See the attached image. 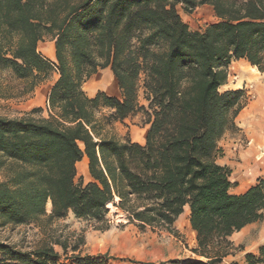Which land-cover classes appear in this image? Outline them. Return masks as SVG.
Listing matches in <instances>:
<instances>
[{"label": "trees", "instance_id": "1", "mask_svg": "<svg viewBox=\"0 0 264 264\" xmlns=\"http://www.w3.org/2000/svg\"><path fill=\"white\" fill-rule=\"evenodd\" d=\"M203 6L218 21L191 31L179 7L192 15ZM46 41L55 63L39 52ZM240 60L264 73V0H0V100L30 98L58 75L47 118L0 116V230L44 228L73 213L106 231L111 203L128 224L176 236L189 208L191 252L203 260L175 264H222L243 251L231 237L264 223V176L232 194L233 172L219 162L247 100L243 90L221 91ZM105 69L120 97L85 92ZM137 113L148 126L144 144L103 135L107 123ZM84 158L87 184L77 182ZM78 250L60 240L30 251L0 241V264H107ZM245 259L264 264V245Z\"/></svg>", "mask_w": 264, "mask_h": 264}, {"label": "rangeland", "instance_id": "2", "mask_svg": "<svg viewBox=\"0 0 264 264\" xmlns=\"http://www.w3.org/2000/svg\"><path fill=\"white\" fill-rule=\"evenodd\" d=\"M179 12L184 22L191 31H204L207 26L216 23L218 20L211 7H202L192 15L185 14L181 7ZM49 50L52 53L49 55ZM39 52L52 62L54 43L46 41L39 44ZM101 78L104 83L99 85L94 82ZM58 75L53 74L50 81L36 89L35 93L27 99L9 98L0 100V116L9 118H22L31 116L34 119L47 118L46 101L48 94ZM92 84V85H91ZM84 90L89 96H93L99 91L106 92L110 96L120 97V90L117 87L115 78L110 69L100 70L85 85ZM243 90L246 94V104L259 108L263 112L258 120L252 118L250 133H241L240 129L227 133L224 139L226 159L223 163H234V175L232 174L233 187L232 194L239 195L245 192L251 185L264 176V73L260 72L245 60L233 62L229 69V78L226 87L221 91ZM142 105H146L143 95L140 97ZM42 109V110H40ZM105 110L104 114L108 115ZM146 119L142 113L132 115L124 122H110L105 125L103 135L107 138L118 140L131 139L133 142L144 144L148 132ZM243 129V128H242ZM258 170L256 175L247 176L243 164ZM87 161L77 165L78 178H82L87 184L91 179L88 172ZM236 171V172H235ZM236 178L238 179L237 181ZM51 212L50 204L47 206V213ZM110 228L106 231L96 230L93 224L77 219L73 213L61 220L39 227L30 225L16 229L5 228L0 230V241L16 247L23 251H30L41 246L43 243L54 244L56 241H66L69 246L79 245L76 253L82 257H100L107 264H175L177 262L186 263L197 258L192 252L196 246V235L191 227H187L186 215H183L176 223L175 228L178 235H171L164 231L152 230L147 228L140 230L133 224H128L125 216L116 208L111 206L108 215ZM263 223H258L252 229L247 230L245 236L237 240L238 245L243 251L235 255L244 257L255 247L264 245V241L259 240V234ZM242 235V234H240ZM57 253L65 257L62 248L54 246ZM68 257L74 255L72 249H68ZM233 255V256H235Z\"/></svg>", "mask_w": 264, "mask_h": 264}, {"label": "crops", "instance_id": "3", "mask_svg": "<svg viewBox=\"0 0 264 264\" xmlns=\"http://www.w3.org/2000/svg\"><path fill=\"white\" fill-rule=\"evenodd\" d=\"M203 7H208V6H203ZM200 8H202V7H200ZM199 9V8H198ZM181 15V14H180ZM52 43H54V42H52ZM52 53V50H49V52H48V54L50 55ZM235 62H238V61H235ZM257 69V68H256ZM55 83V82H54ZM54 85V84H53ZM224 87H226V86H224ZM223 87V88H224ZM39 88V87H38ZM37 88V89H38ZM51 91V90H50ZM100 92V91H99ZM101 92H103V91H101ZM50 93V92H49ZM98 93V92H97ZM96 93V94H97ZM106 93V92H105ZM96 94H94L93 96H90V97H94ZM49 95V94H48ZM47 99H48V97H47ZM46 106H47V101H46ZM264 110V109H263ZM263 111L261 110V109H259V108H254V106H252V105H248V104H246L245 103V107L243 108V110L240 112V114H239V116L236 118V120H235V124H236V127H237V130H238V128L241 130L240 132L241 133H250L251 134V137L253 136V131H251V120H252V118L253 119H255V120H258L259 119V117L260 116H262V113ZM243 128V129H242ZM248 135V134H247ZM227 136L225 135V137L222 139V141H221V143H220V147H222V149H223V151H224V157L219 161L220 162V164H222L223 166H227V167H229L231 170H233L234 169V166H232V164H234V163H232V164H230V163H223V160L224 159H226V154L228 153L227 151H225V147H224V145H223V143H224V139L226 138ZM85 161H87V163H88V160H87V158H84L83 159V163L85 162ZM243 168L246 170V175L247 176H254V175H256L257 174V172L261 169V168H259L258 170H255V169H253V167H251V166H247V165H245V163L243 164ZM236 172V171H235ZM233 175H234V172H233ZM238 179L236 178V180L235 181H237ZM254 185V184H253ZM253 185H251V186H253ZM250 186V187H251ZM249 187V188H250ZM248 188V189H249ZM247 189V190H248ZM246 190V191H247ZM245 191V192H246ZM244 193V192H243ZM243 193H241V194H243ZM184 215H186V220H187V227L188 228H190L191 226H190V210H189V208H187L186 209V211H185V214ZM258 223H255V224H252V225H249V226H247L245 229H243L241 232H239V233H236V234H234L232 237H231V241L232 242H234V244L235 245H238V243H237V240L239 241V239L241 238V237H238V236H242V239H243V237L245 236V233H246V231L247 230H250V229H252L254 226H256ZM245 232V233H244ZM240 234H242V235H240ZM259 240H263L264 241V223H263V226H262V229H261V231H260V234H259ZM259 248H260V246L259 247H255V249H253V250H250L249 251V253H251V254H254V255H257L258 254V251H259ZM245 263V260H244V257H241L240 255H235V256H229V257H227V258H225L224 259V261H223V263L222 264H244Z\"/></svg>", "mask_w": 264, "mask_h": 264}, {"label": "bare ground", "instance_id": "4", "mask_svg": "<svg viewBox=\"0 0 264 264\" xmlns=\"http://www.w3.org/2000/svg\"><path fill=\"white\" fill-rule=\"evenodd\" d=\"M94 82L98 83L99 85L103 84L104 83V80L102 81L101 78H97L94 80ZM92 85V84H91ZM112 206L111 203L108 204V208L110 209Z\"/></svg>", "mask_w": 264, "mask_h": 264}]
</instances>
